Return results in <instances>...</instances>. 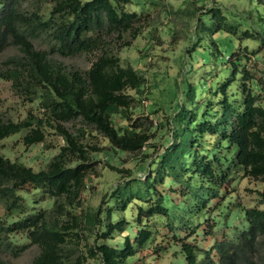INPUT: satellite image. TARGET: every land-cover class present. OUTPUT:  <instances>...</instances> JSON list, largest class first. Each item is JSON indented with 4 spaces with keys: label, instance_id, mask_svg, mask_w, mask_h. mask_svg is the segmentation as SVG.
I'll return each instance as SVG.
<instances>
[{
    "label": "trees",
    "instance_id": "16d2710c",
    "mask_svg": "<svg viewBox=\"0 0 264 264\" xmlns=\"http://www.w3.org/2000/svg\"><path fill=\"white\" fill-rule=\"evenodd\" d=\"M22 1L0 0V52L14 46L22 54L10 67L0 71V80L10 81L20 94L31 96V102L39 99L43 111L41 117L29 114L16 122L0 119V141L25 132L22 143L31 147L43 143L47 129L52 128L62 138L63 145L46 169L40 171L12 162L0 152V205L4 209V217H0V251L4 247L19 255L35 245L39 254L31 264H69L82 234L88 232L90 237L108 240L128 223L119 215L131 216L136 211L134 218L139 231L132 241L126 236L123 244L116 247L104 242L96 244L89 247V255L100 264H129L153 240L151 227L141 225L142 219L158 218L173 233L180 245L176 257H183L186 264H264V189L258 190L256 205L233 206L236 211H227L231 200L222 195L225 185L240 176L264 183V82L256 80L242 64L248 59L247 54L243 58L235 57L232 51L224 57V69L216 75L215 99L185 110L182 116H188L180 128L174 125L177 114L167 120L162 116L160 125L166 122L171 131L169 145L139 166L144 176L138 173L139 177H132L130 170L124 169L127 182L114 187L110 202L96 211L82 209L77 215L74 211L82 206L80 197L87 179L96 171L90 153L96 155L101 149L86 148L79 135L68 132L61 123L79 120L121 152L136 153L155 147L148 143L152 136L141 130L143 116L132 118V109L139 108L133 102L140 101L144 93V77L133 67L122 66L118 57L107 52H102L84 73L66 70L49 59L48 51L36 50L32 39L48 35L55 43V53L62 56L93 53L103 48L101 31L118 36L128 33L132 39L136 38L139 32L133 25L139 16L124 9L132 0H38L53 3L46 19L39 9L31 13L20 11ZM202 9L196 22L207 35H237L244 25L231 22L219 7ZM261 17L259 20L263 21ZM260 26L254 32L264 45ZM244 29V36H255ZM202 39L199 38L198 47ZM212 45L218 51V43ZM192 48L186 50V56ZM193 88L188 82L189 98ZM113 117L121 119L123 125L115 126ZM157 121H153L154 126L158 125ZM110 168L122 172L111 165ZM166 178L167 184H178L186 203L166 201L150 182L153 179L158 187H163ZM25 188L53 199L52 206L37 210V200L30 198L31 190L21 193ZM151 190L158 195L155 200L145 198V192L150 194ZM213 200L219 203L213 205ZM220 205L226 211L214 216ZM203 210L212 214L200 223L199 214ZM64 216L67 219L63 220ZM239 217L241 224L233 225V233H223L222 239L209 233L213 242L207 248L193 236L205 224L213 229L220 225L230 228ZM178 229H188V236L179 238ZM20 234L25 235L29 244L14 248ZM73 263L80 264L79 257Z\"/></svg>",
    "mask_w": 264,
    "mask_h": 264
},
{
    "label": "rangeland",
    "instance_id": "374dc122",
    "mask_svg": "<svg viewBox=\"0 0 264 264\" xmlns=\"http://www.w3.org/2000/svg\"><path fill=\"white\" fill-rule=\"evenodd\" d=\"M52 6L53 3L24 0L20 4V11L31 13L39 9L46 19ZM211 6L219 7L227 13L232 20L229 19L231 22L244 23L240 31L236 33L237 35L231 36L226 33L207 35L206 32L201 31V25L196 22V16L203 10L202 8ZM124 9L128 12H137L139 18L133 28H137L138 36L132 39V34L122 33L118 36L116 33H110L106 30L101 31L99 34L104 38L103 48L93 53L62 56L55 53V43L48 35L43 34L32 39L36 50L48 51L49 59L55 64L60 63L66 70H78L84 73L89 70L91 64L102 52H107L118 57L122 66H131L144 77V93L140 101L135 99L133 102L139 108L132 109V118L142 116L148 118L146 120L140 119V121H144L141 130L145 129L152 136L148 143L155 147L136 153L121 152L110 147L102 135L89 127H85L79 120L61 123L68 132L79 135L80 141L86 148L101 149V152L96 155L93 152L90 153V159L94 162L96 171L87 179V187L80 197L82 206L77 207L74 211L77 215L82 209L96 211L98 207H104L110 202L109 195L114 187L127 182V173L124 169L128 168L132 177H139L138 173L144 176V172L139 169V166L144 165L154 154H160L163 147L169 145L167 142L171 131L166 122H164L165 125H160L162 116H165L162 118L163 120H167V118L177 114L174 125L178 129L182 126L185 117L188 116L187 114L182 116L185 110L195 109L202 102L214 100L213 90L216 75L224 69L226 62L224 57L230 55V52H235V57L241 58L247 54L248 59L242 61V64H245L256 80L260 79L258 81L264 82V45L259 39L260 37L254 32V28L258 25H261L259 28L264 32V20H259V16L264 18V0L261 4L252 0H138V2L132 0L131 3L129 2L124 6ZM244 28H247L256 37L244 36L242 33ZM201 37L203 38L200 43L201 46L198 47V40ZM215 42L219 45L218 51L212 45ZM128 43L130 45L125 46ZM194 44L195 48H192ZM190 48H192L191 52L186 56L185 52ZM200 48L201 50H199ZM21 56L18 48L8 46L0 52V71L10 67V64ZM240 69L238 67V70ZM189 72L191 73L189 74ZM188 82L192 83L194 87V93L190 98L186 93ZM128 93L132 95L133 91H128ZM42 111V102L39 99L31 102V96L20 94L13 88L10 81L0 80V119L16 122L24 120L29 114L41 117ZM112 120L117 127L123 125L118 117H113ZM154 120H159L157 126L153 125ZM24 133L1 140V154L12 162H19L30 167L33 171L46 169L52 157L59 152L60 146L63 145L62 138L52 128H48L43 143L26 147L22 143ZM110 165L122 172L111 169ZM128 182L130 183V180ZM150 182L166 198V201L170 200V202H175L178 205L187 202L178 184H167V178L164 180L163 187H158L153 179ZM150 182L148 183L150 184ZM132 186L135 188L136 183ZM171 189H176V191L173 192ZM263 189L264 183L248 177L240 176L229 182L222 190L223 198L231 200L227 211H236L237 208L233 207L236 205L244 207L256 205L258 203V190L262 191ZM30 190L31 188H25L21 193H28ZM29 194H31V200H37L35 203L37 210L50 208L54 201L39 192H33V190ZM146 197L155 200L158 195L151 190L150 194L145 192ZM223 198L220 200L221 203ZM112 203H114V199H112ZM212 203L213 205L219 203V200H213ZM222 205L215 210L214 216L222 215V211L225 210H221ZM135 213L136 211H133L131 216L128 213H121L119 217L124 218L128 223L122 231L115 232L108 240L90 237L88 232L86 235L82 234L81 241L75 243V251L69 264H75L73 262L77 257H79L80 264H100L96 257L89 255V247L103 242L116 247L123 244L126 236L132 241L139 231V224L134 218ZM209 214L212 213L203 210V213L199 214L198 222H204L205 217ZM0 217H4V209L1 205ZM59 218L61 217L59 216ZM65 219L67 216L63 217V220ZM240 219V217L236 219L230 228L220 225L213 229L205 224L201 228L198 227L197 234H193V236L197 243L207 248L213 242V236L209 233H213L214 237L220 240L223 233L232 231L233 225L241 224L242 220ZM163 222L164 220L161 221L158 218L142 219L141 225L151 227L153 240L139 250L129 261V264H186L183 257H176L180 245L173 238V233L166 226V223ZM176 233L179 238H184L189 234L188 229H178ZM16 241L14 248L29 244L24 234L18 235ZM70 245L72 246V243ZM38 254L39 249L35 245L30 246L19 255H15L11 249L3 247L0 251V264H31Z\"/></svg>",
    "mask_w": 264,
    "mask_h": 264
}]
</instances>
